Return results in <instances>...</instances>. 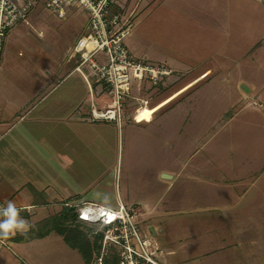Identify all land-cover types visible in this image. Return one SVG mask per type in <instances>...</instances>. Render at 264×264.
Instances as JSON below:
<instances>
[{
	"label": "rangeland",
	"instance_id": "374dc122",
	"mask_svg": "<svg viewBox=\"0 0 264 264\" xmlns=\"http://www.w3.org/2000/svg\"><path fill=\"white\" fill-rule=\"evenodd\" d=\"M111 9L128 17L131 28L125 42L131 53L171 70L156 87L142 82L137 91L132 80L133 95L146 97L151 107L188 87L158 109L147 127L145 122L132 127L134 133L138 127L146 130L132 142L121 135L113 174L118 181L106 177L97 186L100 190L87 192V200L96 201L100 191L106 197L102 201L116 208V190L120 187L121 193L125 184L142 196L158 194L157 212H183L145 218L142 213L149 206L133 210L143 225L140 234L157 246L155 254L160 249L146 227L149 221L166 219L186 224L188 237L182 242L193 248L196 237L189 234L198 227L200 240L230 247L216 256L199 257L202 262L222 257L224 264H264V5L254 0H114ZM86 17L72 11L60 20L38 8L12 26L0 50V92L11 84V94L23 97L34 79L46 78L45 70L60 68ZM8 35L18 38L7 41ZM73 63L67 67L72 64L73 69ZM131 101L124 105L131 120L115 123L121 128L135 122ZM168 124L177 127L176 135ZM153 126L160 127L159 138L147 130ZM163 166L167 170L155 176ZM86 225L93 234L101 229L99 224ZM160 226L167 228L163 221ZM41 228H46L43 222L37 230ZM62 231L67 238L55 231L42 235L24 248L27 256L19 254L20 260L87 264L75 244L94 260L100 254L101 248L93 253L92 236L89 244L68 226ZM118 251L107 247L104 257L112 252L118 257ZM234 256L239 260L231 261Z\"/></svg>",
	"mask_w": 264,
	"mask_h": 264
},
{
	"label": "crops",
	"instance_id": "0c3cea01",
	"mask_svg": "<svg viewBox=\"0 0 264 264\" xmlns=\"http://www.w3.org/2000/svg\"><path fill=\"white\" fill-rule=\"evenodd\" d=\"M254 1L264 5V0ZM13 38L18 37L8 35L7 41ZM66 61L74 62L73 69L72 64L67 67ZM66 61L63 65H58L60 68L45 70L46 78L43 80L34 79L33 85L29 86V92L23 97L11 94V84L0 92V207L7 208L8 202L12 201L16 208H21L20 217L32 225L31 231L26 234H31L32 230L37 231L35 227L41 220L59 215L66 206L76 208V202L88 197V191L93 188L101 189L97 186H101L106 177H113L112 182H117L118 176L113 174L114 167L119 161L121 135L123 134L129 142L136 134L146 131L138 127L134 133L132 127L140 123L136 121L122 128L113 122L91 121L90 107L86 101V83L82 76L74 71V57H68ZM162 101L159 100L153 106ZM130 104L132 105L133 101ZM126 119L131 120L128 115ZM150 121H142L146 123L144 128ZM177 122L178 119L176 125ZM169 127V131L172 129L176 135L177 127L171 128L170 125ZM147 130L149 133L152 130V135L159 138V126ZM241 162L244 160H240L239 164ZM166 168L164 166L159 168L155 176H160L167 170ZM117 189V207L123 205L128 210H137L138 207L142 210V207L149 206V212L146 210L142 213L144 217L146 215L145 218H166L171 214L183 212V210L157 212L158 209L156 210L154 206L158 194L142 196L135 188V191L131 190L129 184H125L121 193L120 187ZM136 193L139 195H134ZM100 196H103V192L100 194V191H97L96 201L91 202L114 207L106 205L102 201L106 197ZM74 211L76 212V209ZM162 221L163 224L166 222L165 231L160 226ZM149 222L146 228L160 249V252L155 254L159 264L225 263L222 257L206 263L198 259L206 258L208 255H219L230 248L223 242L200 240L198 236L202 231L200 227L194 229L196 233L193 235L189 234L190 237H196L193 248L187 241L182 242L183 238L188 237L189 230L184 222L177 225L166 219ZM141 226L143 225L139 221V230H143ZM52 232L54 231L49 233ZM179 232L182 234L177 236ZM26 234L17 232L5 239L4 244L0 242V264H35L28 258L22 261L19 258L27 256L24 250L27 245L41 239ZM58 237L62 236L58 234ZM176 239L179 242H176ZM237 260L239 258L234 256L231 261ZM93 262L92 256L90 264Z\"/></svg>",
	"mask_w": 264,
	"mask_h": 264
},
{
	"label": "built area",
	"instance_id": "2783aa9c",
	"mask_svg": "<svg viewBox=\"0 0 264 264\" xmlns=\"http://www.w3.org/2000/svg\"><path fill=\"white\" fill-rule=\"evenodd\" d=\"M114 0H0V50L5 33L15 24L27 20L30 12L43 8L54 17L64 20L72 11L84 14L85 23L76 35L68 57H74V71L86 83L87 102L91 121L120 124L126 117L124 105L133 101V118L138 108L147 106L146 97L133 95L132 80L136 89L142 82L156 87L171 70L159 63H149L135 57L126 45L130 32L128 17L113 12ZM42 35V31H38ZM6 208L0 207V221ZM20 210L21 208H17ZM78 219L104 227L100 241V254L93 264H103L107 247L118 248L117 264H159L155 259V246L151 239L142 236L136 222L137 213L123 205L110 208L95 202L76 205ZM152 241V242H151ZM2 244L5 239H0Z\"/></svg>",
	"mask_w": 264,
	"mask_h": 264
},
{
	"label": "trees",
	"instance_id": "16d2710c",
	"mask_svg": "<svg viewBox=\"0 0 264 264\" xmlns=\"http://www.w3.org/2000/svg\"><path fill=\"white\" fill-rule=\"evenodd\" d=\"M76 208L74 206H66L65 208H63V210L61 211V213L59 215L56 216H50L47 217L43 220L40 221V223L38 225H36V229L37 227L43 222V224L45 225L46 228H41L42 230H32L31 235L30 233L26 234L30 237L34 236V237H42V235H47L49 234V232L51 231H55L57 234L59 235H63V238H67L66 236V231H62V229H64V227H70L71 230H75L76 231V236L81 238L82 242H89L88 236H92L93 238V244L92 246V250L93 253L95 252V254H98L100 251V240L103 234V229L104 227H102L100 230H97L94 234L91 231V228H87L86 224H92L89 222H85L82 221L80 219H78L76 212L74 211ZM50 221V224H49ZM85 227V228H84ZM31 231V230H30ZM82 231H84L82 233ZM62 238V239H63ZM65 240V239H64ZM82 246H78V245H73L74 249H78V251L82 254L85 262L87 264H90L92 261V256L93 254L91 253L90 257H89V252H85V250L83 251V249L81 248ZM118 261V257L115 254V252L110 255V256H106L103 257V264H117Z\"/></svg>",
	"mask_w": 264,
	"mask_h": 264
},
{
	"label": "clouds",
	"instance_id": "9594fccd",
	"mask_svg": "<svg viewBox=\"0 0 264 264\" xmlns=\"http://www.w3.org/2000/svg\"><path fill=\"white\" fill-rule=\"evenodd\" d=\"M3 215L7 219L0 221V239H7L17 232L26 234L32 228L31 224L20 217L19 210L12 201L8 202V207L4 210Z\"/></svg>",
	"mask_w": 264,
	"mask_h": 264
},
{
	"label": "bare ground",
	"instance_id": "6f19581e",
	"mask_svg": "<svg viewBox=\"0 0 264 264\" xmlns=\"http://www.w3.org/2000/svg\"><path fill=\"white\" fill-rule=\"evenodd\" d=\"M206 74L200 76L203 77ZM188 86L182 88L181 90L177 91L176 93H173L172 95L168 96L166 99H164L162 102H160L157 106H142L138 108L137 112L134 115V119L136 122H142V121H149L151 120V116L154 112H156L158 109L163 107L165 104H167L169 101H171L173 98H175L178 94L183 92Z\"/></svg>",
	"mask_w": 264,
	"mask_h": 264
},
{
	"label": "water",
	"instance_id": "95a60500",
	"mask_svg": "<svg viewBox=\"0 0 264 264\" xmlns=\"http://www.w3.org/2000/svg\"><path fill=\"white\" fill-rule=\"evenodd\" d=\"M87 198H88V197H87ZM87 198H84V199L80 200L79 202H76V205H77V204H80V203H82V202L91 201V200H87ZM88 199H89V198H88Z\"/></svg>",
	"mask_w": 264,
	"mask_h": 264
}]
</instances>
